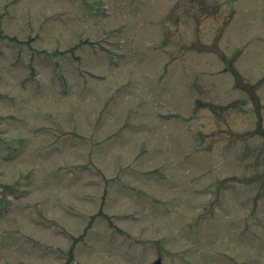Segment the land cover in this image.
Wrapping results in <instances>:
<instances>
[{
    "label": "rangeland",
    "instance_id": "374dc122",
    "mask_svg": "<svg viewBox=\"0 0 264 264\" xmlns=\"http://www.w3.org/2000/svg\"><path fill=\"white\" fill-rule=\"evenodd\" d=\"M6 6L0 264H264V0Z\"/></svg>",
    "mask_w": 264,
    "mask_h": 264
},
{
    "label": "water",
    "instance_id": "95a60500",
    "mask_svg": "<svg viewBox=\"0 0 264 264\" xmlns=\"http://www.w3.org/2000/svg\"><path fill=\"white\" fill-rule=\"evenodd\" d=\"M156 264H160V262H156Z\"/></svg>",
    "mask_w": 264,
    "mask_h": 264
},
{
    "label": "trees",
    "instance_id": "16d2710c",
    "mask_svg": "<svg viewBox=\"0 0 264 264\" xmlns=\"http://www.w3.org/2000/svg\"><path fill=\"white\" fill-rule=\"evenodd\" d=\"M9 144H7V146H8Z\"/></svg>",
    "mask_w": 264,
    "mask_h": 264
}]
</instances>
